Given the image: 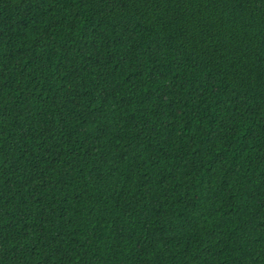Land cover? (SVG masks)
I'll return each mask as SVG.
<instances>
[{"label": "trees", "instance_id": "16d2710c", "mask_svg": "<svg viewBox=\"0 0 264 264\" xmlns=\"http://www.w3.org/2000/svg\"><path fill=\"white\" fill-rule=\"evenodd\" d=\"M0 264H264V0H0Z\"/></svg>", "mask_w": 264, "mask_h": 264}]
</instances>
